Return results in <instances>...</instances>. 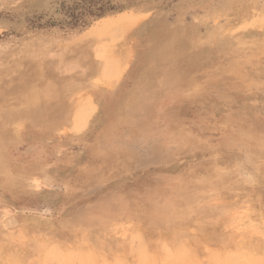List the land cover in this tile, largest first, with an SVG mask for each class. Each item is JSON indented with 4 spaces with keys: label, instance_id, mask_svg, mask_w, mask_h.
<instances>
[{
    "label": "rangeland",
    "instance_id": "1",
    "mask_svg": "<svg viewBox=\"0 0 264 264\" xmlns=\"http://www.w3.org/2000/svg\"><path fill=\"white\" fill-rule=\"evenodd\" d=\"M93 1L0 0V264H264V0Z\"/></svg>",
    "mask_w": 264,
    "mask_h": 264
},
{
    "label": "trees",
    "instance_id": "2",
    "mask_svg": "<svg viewBox=\"0 0 264 264\" xmlns=\"http://www.w3.org/2000/svg\"><path fill=\"white\" fill-rule=\"evenodd\" d=\"M88 1H89V3H91V5H89L84 11L88 12L89 14H94L96 17L103 16L105 13V10L109 8L106 5L94 4L93 0H88ZM72 18L74 20L73 26L78 25V24L85 25V21H84L82 14L79 16H74Z\"/></svg>",
    "mask_w": 264,
    "mask_h": 264
},
{
    "label": "bare ground",
    "instance_id": "3",
    "mask_svg": "<svg viewBox=\"0 0 264 264\" xmlns=\"http://www.w3.org/2000/svg\"><path fill=\"white\" fill-rule=\"evenodd\" d=\"M244 225V224H243ZM245 227V226H244ZM243 227V228H244ZM242 227H240V229H241ZM246 228V227H245ZM262 247V246H261ZM252 252V251H251ZM257 252V251H256ZM148 254V253H147ZM163 255V254H162ZM166 255V254H165ZM164 255V256H165ZM178 255V254H177ZM174 256V255H173ZM182 256V255H181ZM188 256V255H187ZM176 257V256H175ZM190 257V256H189ZM191 258V257H190ZM119 259V258H118ZM148 259V258H147ZM183 259V258H182ZM160 260V259H159ZM166 260V259H165ZM173 260V259H172ZM189 260V259H188ZM175 261V260H174ZM64 262V261H63ZM66 262V261H65ZM156 262V261H155ZM159 262V261H158ZM161 262V261H160ZM167 262V261H166ZM173 262V261H172ZM183 262V261H182ZM167 264H169V262L167 263ZM247 264V263H246Z\"/></svg>",
    "mask_w": 264,
    "mask_h": 264
}]
</instances>
